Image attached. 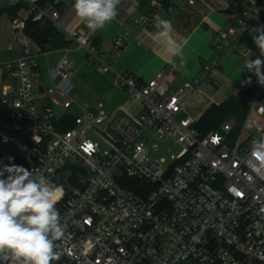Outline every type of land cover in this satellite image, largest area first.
I'll list each match as a JSON object with an SVG mask.
<instances>
[{
    "label": "built area",
    "instance_id": "built-area-1",
    "mask_svg": "<svg viewBox=\"0 0 264 264\" xmlns=\"http://www.w3.org/2000/svg\"><path fill=\"white\" fill-rule=\"evenodd\" d=\"M8 1L31 2L33 21L59 28L73 0ZM176 1L197 0H150L149 11L131 24L156 28L158 12L173 10ZM261 25L264 0L214 34L213 56L194 81L176 91L170 90V68L146 82L128 71L118 73L117 83L142 104L135 114L123 109L95 114L77 103L70 46L44 48L27 40L19 56L0 58V163L14 157L11 163L62 189L56 208L64 236L56 242L60 255L52 264H264V178L247 159L252 140L264 132V85L255 81L240 125L229 117L202 133L199 119L186 112L193 91L214 78L223 52L248 49L243 37ZM66 35L76 50L85 49L97 61L98 73L113 69L94 44L95 31ZM130 36V31L114 36V57ZM52 52L62 53L53 68ZM79 107V114L70 112ZM160 145L168 157L152 154ZM232 186L236 194L229 193Z\"/></svg>",
    "mask_w": 264,
    "mask_h": 264
},
{
    "label": "crops",
    "instance_id": "crops-1",
    "mask_svg": "<svg viewBox=\"0 0 264 264\" xmlns=\"http://www.w3.org/2000/svg\"><path fill=\"white\" fill-rule=\"evenodd\" d=\"M74 2L75 0L69 2L61 13L57 28L66 36L69 41L67 46L73 51L76 47L67 38L66 33L75 29L89 31L84 22L76 16L72 7ZM260 2L261 0H197L194 5H190L187 1H176L173 10L159 11L158 21L163 19L172 22V37L183 50L182 56L170 57L162 54L160 44L153 39L157 28L147 29L131 24L133 18L149 11L150 0H121L118 16L106 23L103 28L95 30L94 44L112 62L113 69L107 74L116 86L121 87L116 81L118 73L128 71L138 80L146 82L159 70L170 68L174 73L170 90L176 91L194 81L202 65L213 56L214 34L219 29L234 24L242 10L255 7ZM15 4L8 0H0V58L19 56L24 41L28 40L33 45L38 44L24 32L25 23L32 14L31 2L24 3L17 13L15 8H12ZM126 31L131 32L126 47L120 56L114 57L113 38ZM257 57L264 60L257 46L255 49L235 48L224 51L221 66L214 78L193 91L186 112L199 119L212 104H221L239 90L252 84L257 77L242 69L248 58L255 60ZM249 77L251 83H244ZM141 108V102L124 96L111 114L104 109L102 103L98 105L97 111L89 109L88 111L95 114L105 111L112 115L123 109L135 114Z\"/></svg>",
    "mask_w": 264,
    "mask_h": 264
},
{
    "label": "clouds",
    "instance_id": "clouds-1",
    "mask_svg": "<svg viewBox=\"0 0 264 264\" xmlns=\"http://www.w3.org/2000/svg\"><path fill=\"white\" fill-rule=\"evenodd\" d=\"M121 0H75L73 9L89 30L103 28L118 16ZM139 22V21H138ZM153 39L162 54L182 56V47L173 39L170 20H160ZM253 43L264 56V25L251 29ZM264 60L247 59L242 70L257 77L264 85ZM244 83H251V77ZM252 170L264 178V132L254 138L247 156ZM0 163V261L11 259L15 264H52L59 259L56 242L64 236L56 204L62 189L42 174H34L24 166ZM236 194L235 186L229 187Z\"/></svg>",
    "mask_w": 264,
    "mask_h": 264
},
{
    "label": "rangeland",
    "instance_id": "rangeland-1",
    "mask_svg": "<svg viewBox=\"0 0 264 264\" xmlns=\"http://www.w3.org/2000/svg\"><path fill=\"white\" fill-rule=\"evenodd\" d=\"M61 55V52L50 53L48 58L51 68L55 67ZM71 55L75 59V72L72 76L74 89L72 94L81 107L95 112L98 109V105L102 103L104 109L111 114L124 96L132 99L127 90L116 86L114 82L110 81L108 72L105 74L97 72V61L90 58L85 49L74 50L71 52ZM1 58L4 59L5 57ZM41 65L43 66L45 82L47 84V65L44 60L41 62ZM81 110L82 108L80 107L73 108L70 112L79 114ZM151 151L157 157H168V151L164 145H160L158 151H153L152 148Z\"/></svg>",
    "mask_w": 264,
    "mask_h": 264
},
{
    "label": "trees",
    "instance_id": "trees-1",
    "mask_svg": "<svg viewBox=\"0 0 264 264\" xmlns=\"http://www.w3.org/2000/svg\"><path fill=\"white\" fill-rule=\"evenodd\" d=\"M51 2H53V0H39L36 3L38 5H47ZM23 4L24 3L19 2L12 7L15 8V13H17V10L21 8ZM15 13L13 12V14ZM24 32L32 40H34L44 48H46L48 44L51 45V47H61L69 44L66 36L61 31H59L57 27L54 26L51 22L42 24L40 22L33 21L32 15H30L25 23ZM242 42L247 46V48H256V45L252 40L251 32L247 33L243 37ZM255 81L249 86L239 90L237 93L230 96L221 104H212L199 118L197 128L202 133H207L210 130L218 129L221 124L229 117H234L235 119H237L238 124L240 125L247 115L248 106L246 97L254 89ZM239 125L235 127L234 133L239 132Z\"/></svg>",
    "mask_w": 264,
    "mask_h": 264
},
{
    "label": "water",
    "instance_id": "water-1",
    "mask_svg": "<svg viewBox=\"0 0 264 264\" xmlns=\"http://www.w3.org/2000/svg\"><path fill=\"white\" fill-rule=\"evenodd\" d=\"M37 37H39V36H37Z\"/></svg>",
    "mask_w": 264,
    "mask_h": 264
}]
</instances>
